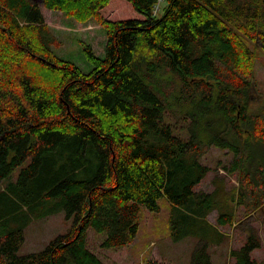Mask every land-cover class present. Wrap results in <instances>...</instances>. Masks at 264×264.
<instances>
[{
	"label": "trees",
	"instance_id": "16d2710c",
	"mask_svg": "<svg viewBox=\"0 0 264 264\" xmlns=\"http://www.w3.org/2000/svg\"><path fill=\"white\" fill-rule=\"evenodd\" d=\"M158 3L44 0L107 30L103 57L84 44V72L55 53L63 43L37 0H0V264H107L89 229L106 233L105 248L131 244L143 206L159 212L164 197L172 222L209 227L193 263L213 264L219 226L264 206V101L251 102L249 42L264 50V0H166L155 12ZM215 147L231 155L220 168L239 184L197 190ZM215 210L219 226L208 220ZM61 211L74 218L69 231L20 254L33 219ZM251 230L234 264H261Z\"/></svg>",
	"mask_w": 264,
	"mask_h": 264
},
{
	"label": "rangeland",
	"instance_id": "374dc122",
	"mask_svg": "<svg viewBox=\"0 0 264 264\" xmlns=\"http://www.w3.org/2000/svg\"><path fill=\"white\" fill-rule=\"evenodd\" d=\"M37 1L41 4L46 24L63 43L59 47H54L55 53L63 59L75 62L84 72H90L93 69V64L86 57L84 44L91 45L95 54L103 57L108 41L107 30L95 19L80 22L66 16L61 10L45 7L44 0ZM249 42L258 55L256 85L251 100L252 105L257 106L264 101V50L258 47L254 40ZM230 158L231 155L219 147L211 149L204 158V162L209 164L213 170L197 185V190L212 192L219 184H223L226 189L238 185L239 182L235 175H230L220 168L222 164L220 162ZM21 168L22 166L16 170L15 175H18ZM160 204L162 208L159 212H152L143 206L138 218L139 233L131 244L123 247L105 248L102 246V241L106 237V233L90 228V248L107 264H194L193 255L196 246L201 240H205V230H208L209 227L203 223L181 226L172 222V218L177 220L178 217L176 214H172L171 201L164 197L160 200ZM239 213L242 215L241 218L245 216L243 208L239 210ZM217 217L218 212L215 210L209 215L208 220L219 226ZM263 218L264 206L242 221L237 220L234 225L219 226V229L226 234V239L220 240L217 234H213L214 245H211L209 249L213 264H234L231 250L243 245L252 231L251 226L259 230L263 240L262 247L254 250L252 255L261 264H264ZM73 222L74 218L67 217L65 211L34 218L26 229V240L19 253L27 255L43 250L55 237L69 231ZM184 231L188 232L183 233ZM172 232L175 235L182 232L183 235L180 239H175Z\"/></svg>",
	"mask_w": 264,
	"mask_h": 264
},
{
	"label": "built area",
	"instance_id": "2783aa9c",
	"mask_svg": "<svg viewBox=\"0 0 264 264\" xmlns=\"http://www.w3.org/2000/svg\"><path fill=\"white\" fill-rule=\"evenodd\" d=\"M166 0H159V3L156 6L155 12H158L161 10L162 6L165 4Z\"/></svg>",
	"mask_w": 264,
	"mask_h": 264
}]
</instances>
